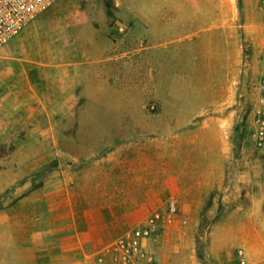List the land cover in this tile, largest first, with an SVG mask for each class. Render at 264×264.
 <instances>
[{
    "label": "crops",
    "instance_id": "crops-1",
    "mask_svg": "<svg viewBox=\"0 0 264 264\" xmlns=\"http://www.w3.org/2000/svg\"><path fill=\"white\" fill-rule=\"evenodd\" d=\"M134 1L130 48L124 37L110 41L106 34L114 26L98 30L86 13L60 9L29 21L0 48V150L15 146L12 153L34 167L46 158L40 160V145L53 146L52 169L37 191L40 217L3 218L0 212L6 245L0 256L7 264H35L36 257L40 264H97L99 252L168 201L181 212L202 208L211 196L209 209L219 198L226 208L207 233L212 264H238L237 248L246 264H264V187L237 181L228 138L236 22L214 7L215 0L207 8L206 0ZM130 62L134 92L140 94L142 77L156 83L157 136H142L139 122L84 118L108 114V107L82 99L108 97L111 78L119 79ZM263 75L264 69L259 82ZM122 111L133 112L117 108ZM44 116L75 120L49 123L53 137L40 139ZM252 179L244 170V182ZM243 189L250 194L246 204L236 201ZM30 224L38 228L30 231L26 250L16 248V227ZM169 224L155 245L158 264L175 232Z\"/></svg>",
    "mask_w": 264,
    "mask_h": 264
},
{
    "label": "rangeland",
    "instance_id": "rangeland-1",
    "mask_svg": "<svg viewBox=\"0 0 264 264\" xmlns=\"http://www.w3.org/2000/svg\"><path fill=\"white\" fill-rule=\"evenodd\" d=\"M59 1L61 0L54 1L49 7L37 13L33 19L43 12L53 9H60L64 15H72L76 12L86 13L92 21V26L98 30H107L114 26L110 33L106 32L110 41H118L124 37L123 41L127 43L129 48L131 47L132 10L139 3L134 0H64L58 5ZM214 3L215 8L229 11L231 13L230 21L235 20L236 22L238 70L236 90L234 91L235 98L228 106V138L231 147L230 152L236 159L234 165L237 167V175L241 178L237 181L240 184H245L247 188L251 187L255 190L258 186L264 187V150L256 149L252 141L254 130L253 106L257 99L255 88L259 82L260 72L264 69V26L258 8V0H215ZM208 6V0H206L205 8ZM211 6L213 7V5ZM221 20L222 26H224V21L228 19L222 17ZM113 34L114 36H112ZM118 78H111L108 97L82 99L84 104L93 107H108V114L88 113L84 118L89 121L139 122L142 136H157L160 131L153 129L158 122L160 107L156 97V83L150 82L148 76L145 79L142 77L140 94L134 92L131 62L125 64L124 74ZM117 108L130 109L133 112H117ZM124 111L128 112V110ZM48 117L44 116L40 121V139L53 137L54 129L51 125L49 126V123L75 120L72 116L55 117V119L50 120ZM114 131L109 130V132ZM63 132L68 135L73 130L66 129ZM125 132L127 133V131ZM15 148V146L9 145L3 148L5 152L1 153L0 151V154H4L0 160V212L4 214V216L2 215L3 218L36 219L40 217V195L37 194V191L40 189L43 176L52 169L53 159L50 156L53 146L51 142L40 145V160L44 161L42 160L44 155L46 158L43 163L34 167L31 166L30 162L22 160L19 154L16 156L12 153ZM34 149L36 147H29V151ZM244 170L251 171L253 176L252 181H249L248 184L243 180ZM249 198L250 194L243 189L236 201L246 204ZM220 201L219 198L216 209H209L208 206L211 205L210 196L202 208L196 210L182 209L177 218L169 226L167 225V229H174L175 232L164 241V264H212L206 250L207 233L212 221L222 214H226V208ZM183 218L187 220L185 226L179 224V219ZM16 228L19 235H17V241L13 245L16 248L26 250L24 244L26 239H31L28 237L30 231L38 227L30 224ZM23 230H27V232L22 233ZM184 231H189V233H184ZM4 241L5 235L0 232V250L6 247ZM30 249L35 248L30 246ZM1 255L0 264H7L5 262L9 259L4 258L3 254ZM36 258L40 264V257Z\"/></svg>",
    "mask_w": 264,
    "mask_h": 264
},
{
    "label": "built area",
    "instance_id": "built-area-1",
    "mask_svg": "<svg viewBox=\"0 0 264 264\" xmlns=\"http://www.w3.org/2000/svg\"><path fill=\"white\" fill-rule=\"evenodd\" d=\"M56 0H0V48L19 33L37 13ZM264 26V0H258ZM260 94L253 106V145L264 150V75L259 83ZM153 108V106H152ZM175 201H168L162 209L148 214L139 224L119 236L96 255L97 264H157V245L164 226L172 223L179 214ZM185 226L186 219H179ZM239 264H246L244 250L237 248Z\"/></svg>",
    "mask_w": 264,
    "mask_h": 264
},
{
    "label": "trees",
    "instance_id": "trees-1",
    "mask_svg": "<svg viewBox=\"0 0 264 264\" xmlns=\"http://www.w3.org/2000/svg\"><path fill=\"white\" fill-rule=\"evenodd\" d=\"M1 150H3V149H1ZM1 150H0V151H1Z\"/></svg>",
    "mask_w": 264,
    "mask_h": 264
}]
</instances>
